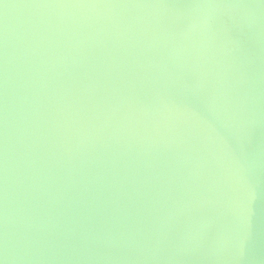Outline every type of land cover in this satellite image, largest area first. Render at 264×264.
Listing matches in <instances>:
<instances>
[{"label": "water", "instance_id": "95a60500", "mask_svg": "<svg viewBox=\"0 0 264 264\" xmlns=\"http://www.w3.org/2000/svg\"><path fill=\"white\" fill-rule=\"evenodd\" d=\"M0 264H264V0H0Z\"/></svg>", "mask_w": 264, "mask_h": 264}]
</instances>
